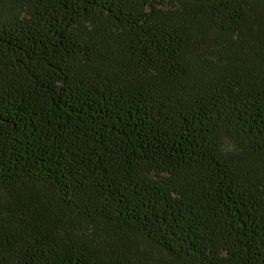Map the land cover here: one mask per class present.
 Here are the masks:
<instances>
[{
  "label": "trees",
  "instance_id": "obj_1",
  "mask_svg": "<svg viewBox=\"0 0 264 264\" xmlns=\"http://www.w3.org/2000/svg\"><path fill=\"white\" fill-rule=\"evenodd\" d=\"M264 0H0V264H264Z\"/></svg>",
  "mask_w": 264,
  "mask_h": 264
},
{
  "label": "rangeland",
  "instance_id": "obj_2",
  "mask_svg": "<svg viewBox=\"0 0 264 264\" xmlns=\"http://www.w3.org/2000/svg\"><path fill=\"white\" fill-rule=\"evenodd\" d=\"M261 17H262V20H263V23H264V15H262Z\"/></svg>",
  "mask_w": 264,
  "mask_h": 264
}]
</instances>
